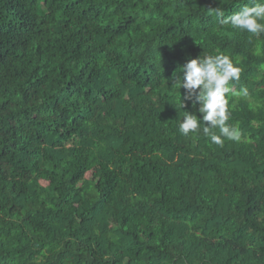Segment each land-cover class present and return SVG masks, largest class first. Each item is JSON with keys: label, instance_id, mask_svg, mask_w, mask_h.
Masks as SVG:
<instances>
[{"label": "trees", "instance_id": "obj_1", "mask_svg": "<svg viewBox=\"0 0 264 264\" xmlns=\"http://www.w3.org/2000/svg\"><path fill=\"white\" fill-rule=\"evenodd\" d=\"M247 3L0 0V264H264V34L207 11ZM204 52L249 92L223 146L179 131Z\"/></svg>", "mask_w": 264, "mask_h": 264}, {"label": "clouds", "instance_id": "obj_2", "mask_svg": "<svg viewBox=\"0 0 264 264\" xmlns=\"http://www.w3.org/2000/svg\"><path fill=\"white\" fill-rule=\"evenodd\" d=\"M212 16L220 18L222 24L231 29L246 32L251 36L264 34V0H248V3L239 11L225 18L224 11L219 8L207 10ZM238 61H234L229 55L217 52V54H204L198 59H190L178 72L183 76L178 79L174 87L183 89L187 93V99L195 97L200 105L199 113L202 120L195 114L184 111L183 121L179 124V131L185 137L197 135L201 131L211 143L223 146L224 140L239 141L241 131L228 123L230 117L229 97L233 94L248 97L247 88H241L234 93V84L240 80L241 68ZM264 70V64L260 65ZM178 73H174V77ZM181 107L185 103L181 99V91L178 92ZM219 129V134L211 131Z\"/></svg>", "mask_w": 264, "mask_h": 264}]
</instances>
